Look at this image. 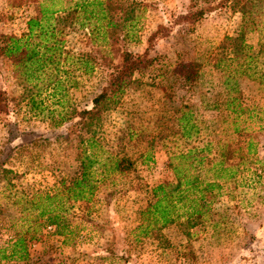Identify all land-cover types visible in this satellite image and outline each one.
Instances as JSON below:
<instances>
[{"label": "trees", "instance_id": "16d2710c", "mask_svg": "<svg viewBox=\"0 0 264 264\" xmlns=\"http://www.w3.org/2000/svg\"><path fill=\"white\" fill-rule=\"evenodd\" d=\"M4 1L10 7L33 5L34 13L26 19L25 33L0 34V59L9 62L23 87L19 95L0 89V116L13 112L25 100L30 112L39 115V110L50 118L53 129H64L54 138L73 155L74 168L63 175L60 170L53 192L39 195L34 204L37 218L51 227L53 234L64 236L66 242L72 235L67 216L73 204L90 200L100 183L115 185L118 179H132L137 163L153 160L152 150L159 145L167 154L172 178L149 189V199L137 209L139 224L135 232L152 236L164 245L169 241L163 228L178 224L190 238L193 228L204 225L211 204L245 164L244 150H252L251 141L244 146L227 137L216 142L215 154L209 156V140L202 141V146L195 144L201 139L199 132L209 128L199 125L197 115L202 110H216L218 118L211 125L225 123L232 132L240 131L244 115H257L256 106L246 104L243 88L253 82L264 89V0H189L185 11L171 15V23L186 22L194 29L210 13L223 8L239 12V23L233 35H226L200 57L165 61L149 53L155 39L170 31L162 23L148 36L143 52L128 47L140 42L138 26L150 5L144 0ZM97 73L101 84L90 105L50 108L40 96L48 89L56 96L64 83L77 87L82 78ZM213 76L221 79L223 86L217 92L213 90ZM145 84L157 87L168 105L156 111L150 128L143 130L137 127L142 125L127 123L116 129L111 141L102 143L107 114L121 106L127 91ZM179 88L197 93V100L178 96ZM260 112L264 120V109ZM11 130L13 138L27 134L19 127ZM45 141V136L37 135L20 147H40ZM203 171L209 175H202ZM6 172L0 164V173ZM13 254L20 259L27 257L23 235L13 242Z\"/></svg>", "mask_w": 264, "mask_h": 264}, {"label": "rangeland", "instance_id": "374dc122", "mask_svg": "<svg viewBox=\"0 0 264 264\" xmlns=\"http://www.w3.org/2000/svg\"><path fill=\"white\" fill-rule=\"evenodd\" d=\"M144 1L150 5L138 26L140 42L130 43L128 47L134 52H143L148 36L162 23L170 31L165 37L155 39L149 51L161 61L200 57L226 35H233L240 20L239 12L223 8L190 29L186 22L171 23V15L185 11L189 0ZM261 9L258 7V12ZM33 13V5L10 7L0 0V34L25 33L26 19ZM81 80L77 87L64 83L56 96L52 95V89L42 90L44 104L64 110L71 105H90L101 84V76L97 73ZM213 84L215 92L223 87L217 76H213ZM0 89L11 95L23 91L12 66L4 59H0ZM243 89L246 104L256 106L257 115H244L239 123L240 131L232 132L225 123L211 125L218 118L216 110H202L197 115L198 123L209 128L199 132L203 140L197 139L195 144L202 146V141L209 140L210 150L206 154L212 157L219 139L230 137L244 146L251 141L252 150H244L245 164L211 204L204 225L193 228L190 238L178 224L169 225L162 230L169 241L164 245L152 236L135 232L139 224L137 209L149 199V189L172 178L167 154L159 145L152 150L153 160L137 163L132 179H118L115 185L100 183L90 200L73 204L67 216L72 235L65 242L64 236L53 234L52 228L37 218L38 208L34 206L39 195L53 192L60 170L63 175L74 168L71 150L54 138L55 133H64V129H53L50 118L39 110V115L30 112L25 100L13 112L1 115L0 164L7 172L0 173V264H264V120L260 119L264 89L253 82H248V87ZM186 90L179 88L178 96L196 101L197 93ZM121 102V106L107 114L102 143L111 141L116 129L127 123L142 125L137 127L143 130L150 128L156 111L168 105L157 87L146 84L127 91ZM14 127L27 134L13 138ZM37 135L46 137L43 145L20 147ZM60 164H63L61 169ZM206 174L209 175L202 172ZM140 183L144 186L140 187ZM18 235H23L27 242V257L23 259L12 255V244Z\"/></svg>", "mask_w": 264, "mask_h": 264}]
</instances>
